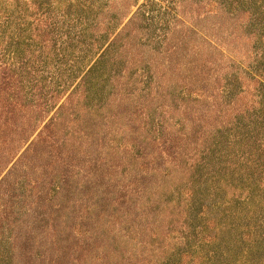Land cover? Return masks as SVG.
<instances>
[{"label": "rangeland", "instance_id": "374dc122", "mask_svg": "<svg viewBox=\"0 0 264 264\" xmlns=\"http://www.w3.org/2000/svg\"><path fill=\"white\" fill-rule=\"evenodd\" d=\"M188 1L0 0V264H264V129L225 146L264 99V46L228 15L221 39L143 28L219 21ZM111 40L115 68L70 99Z\"/></svg>", "mask_w": 264, "mask_h": 264}, {"label": "trees", "instance_id": "16d2710c", "mask_svg": "<svg viewBox=\"0 0 264 264\" xmlns=\"http://www.w3.org/2000/svg\"><path fill=\"white\" fill-rule=\"evenodd\" d=\"M187 5H219V7H217V12H218V22L214 23L211 22L208 25H204L201 27H196V26H188V25H166L164 27L160 26H153L151 27V25H146L143 28L147 29L148 31L150 30V28L154 29L157 32V36L158 39L162 41H166L169 39H173V37L175 35H177V37L181 38L182 40L185 38H188L189 36L194 35V37L198 36V37H203V39L205 38H210V37H214L212 34H209L208 30H212L211 32H213V30H215V34L216 37L218 39H221L222 35L221 33L223 32V25H224V18L225 15L228 21L230 22V25H237L238 29H236V31L233 32H229V35H233L234 39H230L231 41H241L240 39V34L241 33H246V35L249 36L252 39H245L247 41H249L250 43H248V47L249 50L256 49L257 47L260 46H264V0H190L186 3ZM143 17L145 16L144 14H139V12L133 13L130 18L128 19V21L126 22V24H124V26L126 25V31H130V33L135 32L136 29L140 26V22L138 21L140 18L139 17ZM243 16H246V21H241V18L243 19ZM212 24V25H211ZM220 29H223L222 31ZM250 29V30H247ZM227 30H232L231 27H227ZM125 34H127V32H124ZM261 34V35H260ZM248 37V38H249ZM215 40L217 41V39L215 38ZM215 44V43H214ZM211 46L210 44H208V48L211 49L212 51H209L212 55H217V53H220L219 50L217 49V45ZM247 45V44H246ZM122 47V43L120 42V45H118V43H115V41L113 42V40H111L110 42L107 43V46L105 48L104 51H102V53H100L98 55V58H96L92 65L88 68V70L85 72V74L82 76L81 79V83L78 86V88L74 89V91H72L71 95H70V99L75 97V96H80L79 94V89L81 87H83L85 84V88L87 93L85 94L86 97H89V89L87 90L88 86H96L98 85V80L99 78L103 75V73L105 72V67L106 65H109L108 67H110V69L112 70V68H115V60L116 57L119 55V52L121 51ZM198 48V47H197ZM242 49V48H241ZM245 52L247 49H243ZM198 50H194L195 53H197ZM216 54H215V52ZM121 53V52H120ZM173 52H168V49L165 47V49L163 51H161L162 54V58L165 61V64L170 65L172 63L171 60V56ZM126 56V55H124ZM130 59V56H129ZM194 61H196L195 57L192 58ZM188 60V59H187ZM255 60H257V54L255 57ZM164 64V65H165ZM193 64L195 65V63H193L192 61L186 63L184 65L185 66H193ZM213 66L215 65V63H213ZM205 64H203L202 66H198L197 67V72L195 75L200 74L201 71V67H204ZM194 68H196V66H194ZM109 69V70H110ZM193 69V68H192ZM255 67L252 68V70H254ZM114 77V76H113ZM228 85H230L231 83H227ZM88 85V86H87ZM181 85H183L184 88H188L190 86L189 82H184ZM261 86V83L259 84ZM260 93V90H258V93ZM249 94H243L242 98H245L246 101L248 99V101H252V97L249 98L248 97ZM77 99V98H76ZM236 100V104H237V99ZM70 100L68 99L66 104L69 103ZM65 104V105H66ZM259 107L256 110H253L252 112V116L251 118L247 121H245L246 123H236V124H231L230 127L228 128V134H227V139H228V143L227 145H225L227 148L229 147L230 143L235 140L237 141V139L239 140H245L247 139V137H250L252 132L251 130H254L255 132L257 131V127L259 126V129L263 130L264 129V99H262L261 101L258 102ZM65 105H62L60 107H64ZM225 108L227 106L228 109L230 110H239L238 108H235L234 103L233 104H224ZM1 108H3V105H0ZM61 108V109H62ZM61 111V110H60ZM64 118L63 113L61 112H57L55 117L52 120H56L55 122L50 123V127L51 126H58L59 121L61 119ZM226 123L230 124L229 122L225 121ZM82 125L84 124V120H82L80 122ZM26 127L23 125H21L20 129H15V132H17V138L15 140H17V142H19V138L21 136H23L24 134H26L32 124V122L28 121L25 122ZM49 126V125H48ZM35 131V130H34ZM187 136V135H186ZM213 145H214V150H218L220 147V143L218 142V140L215 138L213 141ZM213 150H211L210 148H206V155H209ZM189 156V155H188ZM229 159H233L234 158V154H230L228 155ZM252 163V167L254 168L257 167L259 169L263 168V165H260L258 163ZM261 166V168H260ZM247 202V199H243L242 201H239V203L241 205H244V203ZM204 230L202 231V233L200 234L202 236V240L205 244H207L208 241L205 240L206 237H208V235L206 234L207 232V227L203 228ZM182 234V238H186L185 233H181ZM208 239H212V237H208ZM254 248V247H253ZM194 249V247H193ZM205 254V263L204 264H212L211 261V257L209 256L208 253H202ZM248 256V254H247ZM199 264H202L201 262H199Z\"/></svg>", "mask_w": 264, "mask_h": 264}]
</instances>
